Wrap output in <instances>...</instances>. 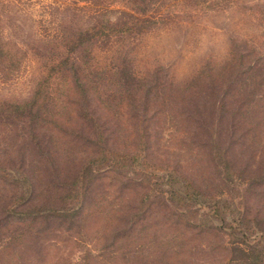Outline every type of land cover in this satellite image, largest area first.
<instances>
[{
  "label": "trees",
  "instance_id": "1",
  "mask_svg": "<svg viewBox=\"0 0 264 264\" xmlns=\"http://www.w3.org/2000/svg\"><path fill=\"white\" fill-rule=\"evenodd\" d=\"M131 1L134 14L83 29L81 40L49 63L30 99L0 101V133L11 132L18 123L24 128L17 144L20 162H11L19 167L15 179L26 185L20 202L0 208V241L10 232L9 243L0 246V264H20L12 244L28 243L31 233L24 225H37L40 235L53 228L86 227L98 186L106 187L97 193L102 202L114 206L106 238L111 245L137 235L144 216L142 207L134 204L139 196L151 204L154 197L166 207L172 203L179 216L192 202L208 205L213 217L226 220L230 215L237 221L244 237L263 230L262 223L248 218L233 200L203 191L181 157L216 163L228 177L234 176V157L240 152L250 155L251 173L264 168V117L258 105L264 104V54L248 40H235L226 60L205 62L182 84L163 79L160 69L139 76L124 65L97 62L91 50L96 39L143 33L166 21L152 13L154 0ZM0 50L4 52L3 45ZM73 51H80V57ZM104 75L114 77L111 87L103 86ZM125 168L132 172L123 180L119 175ZM159 171L163 175L155 174ZM259 181L264 184V173ZM249 247L251 251L235 248L245 262L240 264H263L262 242Z\"/></svg>",
  "mask_w": 264,
  "mask_h": 264
},
{
  "label": "rangeland",
  "instance_id": "2",
  "mask_svg": "<svg viewBox=\"0 0 264 264\" xmlns=\"http://www.w3.org/2000/svg\"><path fill=\"white\" fill-rule=\"evenodd\" d=\"M131 6H135L131 0H0V47L4 48V52L0 50V101L22 103L30 99L49 63L79 42L83 29L134 14ZM151 11L166 21H159L143 33L96 39L91 43L94 59L101 64L124 65L139 76L160 69L163 79L182 84L195 77L205 62L226 60L235 40H248L264 54V0H154ZM73 52L74 57H80V51ZM104 76L103 86L111 87L114 77ZM258 105L264 117V104ZM18 124L11 132L0 133V208L20 202L18 196L26 194V185L15 179L19 176L18 163L11 162H20L17 144L24 136V128ZM31 150L26 152L27 163ZM249 150L252 153L253 149ZM249 156L240 152L234 157L233 177L224 176L216 163L208 165L206 159L200 162L198 156L181 158L186 159L185 170L203 191L233 200L248 218L262 223V231L248 232L244 237L237 221L233 222L230 215L226 220L213 217L208 205L192 202L179 216L174 204L166 207L157 197L151 204L139 196L141 202L136 199L134 204L142 207L144 216L139 219L137 235L111 245L106 238L111 232L109 216L114 206L102 202L97 193L106 187L98 186L86 227L53 228L40 235L37 225H24L22 228L31 233L28 243L23 246L21 240H16L13 250L17 248L20 264L245 263L238 258L236 247L249 250L250 244L259 242L264 246V184L259 181L264 168L251 173ZM137 166L138 170L145 169ZM131 172L125 168L119 177L125 180L124 174L131 176ZM130 201L128 198L126 203ZM69 202L66 205H71ZM9 234L0 246L9 243ZM85 255L92 257L85 260Z\"/></svg>",
  "mask_w": 264,
  "mask_h": 264
}]
</instances>
